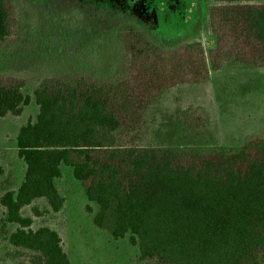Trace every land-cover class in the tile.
I'll return each instance as SVG.
<instances>
[{
	"label": "trees",
	"instance_id": "16d2710c",
	"mask_svg": "<svg viewBox=\"0 0 264 264\" xmlns=\"http://www.w3.org/2000/svg\"><path fill=\"white\" fill-rule=\"evenodd\" d=\"M178 1L186 4L0 0V116L21 113L31 99L24 85L39 74L38 114L17 134L25 176L0 196L6 222L17 224L9 235L17 249L43 264H71L60 234L33 228L22 214L40 197L63 208L55 179L66 165L97 205L94 223L114 237L131 235L136 264H264V132L235 146L202 142L210 124L203 105L177 114L174 141L159 142L152 121L177 86L234 66L264 69V0H208L215 43L207 49L137 17L160 25ZM190 1L198 30L202 0Z\"/></svg>",
	"mask_w": 264,
	"mask_h": 264
},
{
	"label": "rangeland",
	"instance_id": "374dc122",
	"mask_svg": "<svg viewBox=\"0 0 264 264\" xmlns=\"http://www.w3.org/2000/svg\"><path fill=\"white\" fill-rule=\"evenodd\" d=\"M192 3L190 0H186L185 5H180L179 1L177 5L171 2L160 25L155 17L144 19L140 16L144 13L136 14L143 22L146 21L148 27L159 26L166 35L199 40L207 49L215 43L214 33L209 27L211 2L202 0L198 30L194 29L196 22L192 20ZM181 7H184L181 10L185 15L176 19L174 13ZM115 66L116 61H113L112 67ZM32 75L35 78L27 79L23 89L31 99L23 103L21 113L9 112L0 116V163L4 168L0 177V196L9 189H16L25 176V162L18 154L17 134L23 125L36 118L39 111L33 96L39 74L35 72ZM189 105H203L209 112V137L202 142L235 146L249 134L264 132V69L234 66L211 71L206 82L183 84L169 90L152 112L159 142L174 141L172 121ZM55 182L65 199L60 211H53L47 199L40 197L23 207L22 214L33 218V228L49 226L60 234L71 264L140 262L139 247L130 234L114 237L107 229L94 223L97 205L88 200L70 167L62 165L61 175ZM88 205L92 210L88 209ZM33 207H39L41 214L36 215ZM6 216V208L0 202V264H43L38 253L19 250L9 242V235L16 230L17 224L7 223Z\"/></svg>",
	"mask_w": 264,
	"mask_h": 264
},
{
	"label": "crops",
	"instance_id": "0c3cea01",
	"mask_svg": "<svg viewBox=\"0 0 264 264\" xmlns=\"http://www.w3.org/2000/svg\"><path fill=\"white\" fill-rule=\"evenodd\" d=\"M157 105H158V104H157ZM157 105H156V106H157ZM156 106H155V107H156ZM184 109H185V108H184ZM184 109H183V110H184ZM183 110H181V111H183ZM181 111H180V112H181Z\"/></svg>",
	"mask_w": 264,
	"mask_h": 264
},
{
	"label": "water",
	"instance_id": "95a60500",
	"mask_svg": "<svg viewBox=\"0 0 264 264\" xmlns=\"http://www.w3.org/2000/svg\"><path fill=\"white\" fill-rule=\"evenodd\" d=\"M208 37H210V36H208Z\"/></svg>",
	"mask_w": 264,
	"mask_h": 264
}]
</instances>
